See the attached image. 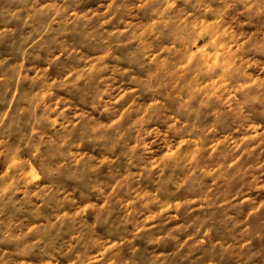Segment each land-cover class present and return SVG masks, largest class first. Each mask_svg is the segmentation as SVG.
I'll return each instance as SVG.
<instances>
[{"label":"clouds","instance_id":"clouds-1","mask_svg":"<svg viewBox=\"0 0 264 264\" xmlns=\"http://www.w3.org/2000/svg\"><path fill=\"white\" fill-rule=\"evenodd\" d=\"M0 49V264H264V0H0Z\"/></svg>","mask_w":264,"mask_h":264},{"label":"rangeland","instance_id":"rangeland-1","mask_svg":"<svg viewBox=\"0 0 264 264\" xmlns=\"http://www.w3.org/2000/svg\"><path fill=\"white\" fill-rule=\"evenodd\" d=\"M4 52H6V50H4V49H0V53H4ZM26 212H27V210H26ZM21 218H28V217H26V216H22ZM186 220H187V221H190V220H192V217H187ZM184 255H187V250H186V252H185L184 254H182V256H184ZM197 255H199V253H198ZM193 259H195V257H193ZM178 260H179V258H178ZM184 264H188V261L185 260ZM225 264H227L226 261H225Z\"/></svg>","mask_w":264,"mask_h":264}]
</instances>
